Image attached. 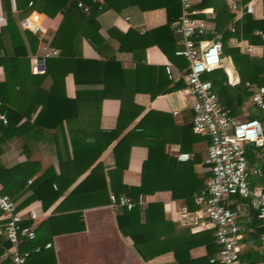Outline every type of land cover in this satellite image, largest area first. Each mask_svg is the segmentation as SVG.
I'll list each match as a JSON object with an SVG mask.
<instances>
[{"label": "crops", "instance_id": "crops-1", "mask_svg": "<svg viewBox=\"0 0 264 264\" xmlns=\"http://www.w3.org/2000/svg\"><path fill=\"white\" fill-rule=\"evenodd\" d=\"M97 1L105 6L97 16L100 46L96 49L85 37H77L75 50L79 55L87 59L115 60L127 71L135 70L141 63L161 66L166 75L165 66L169 64L173 78L167 75L170 79L169 86L155 97L151 98L149 93L139 90L133 94L132 99L125 100L128 114H135L133 118L127 116L121 121V127L114 139L97 158L96 162L102 165L101 172L88 181H82L96 163L94 162L69 183L67 179L53 184L54 190L58 187L61 190L53 199H49L51 194L44 196L42 192L35 197H30L31 191L26 189L18 192L45 169L51 167L56 174L60 173L59 159L70 155L69 137L89 142L99 137L101 131L116 128L120 100L104 98L98 103L95 98L81 99L77 104L76 114L62 119V129L52 128L37 135L22 132L5 139L0 163L10 167L21 162L26 163V160L33 161L35 164L29 166V169L36 168L37 172L27 182L16 175L5 187L0 184V192L5 190V194L10 198L15 193L14 201L22 213L21 222L30 221L31 225L36 227L48 220L38 238L42 249L35 259L31 256V264L36 261L44 264H221L217 260L219 247L214 239L213 227L205 217L204 205L195 201L199 192L204 190L210 175L205 164L209 136L194 133L191 128L192 98L184 93L186 84L181 75L188 69V61L175 54L177 34L173 21L168 22L166 10V6H169L173 11L177 1ZM248 2L252 7L248 13L255 19H261L264 15V0L239 2L237 6L242 9V13L238 19L247 12L245 8ZM200 3L203 6H200ZM225 4L233 14L231 20L224 21L225 26L230 28L236 20L228 0H193L194 16L207 23V32L201 37L202 40L220 39L221 33L214 30L213 18L215 9L222 10ZM6 12L13 14L20 27L15 4L13 6L12 0H0V17L5 20L0 23V31L6 24ZM27 15L44 26L50 39L62 19L61 13L50 17L36 10ZM20 29L22 30L21 27ZM233 38L230 40L231 44H234ZM120 44H123V49L119 48ZM260 44H253L252 51L246 54L262 57ZM224 56L234 67L231 57ZM40 67L42 71L34 72L30 65V72H44L45 62ZM235 72L238 82L236 69ZM4 79V68L0 65V84ZM127 81L130 82L129 77L123 78L122 86H127ZM176 82L179 84L177 87L168 89ZM49 83L48 76L40 87L46 89ZM120 83L121 81L116 84L118 91L121 89L118 88ZM82 87H85L84 84L76 85L72 72L68 71L64 75L63 91L66 97H74L76 89ZM87 87L99 89L102 84L92 83ZM250 103L251 100L243 104L241 115L237 118H247ZM96 105L99 110L97 114L93 111ZM25 119L22 117L18 124ZM128 131L133 132L127 136L130 147H122L117 152L119 165L116 167L114 146ZM51 133L61 145L57 149L53 144L46 143L43 136H50ZM26 138L29 140L27 146ZM64 143L68 145L67 148ZM180 153H188L189 157L179 159ZM246 155L249 167H258L261 170L260 174L249 175L250 186L264 184V145H247ZM145 162L148 169L144 170ZM124 187L137 189L140 221H143V209L148 204H161L159 217L164 220L162 226L165 236L175 234L183 242L181 252L177 256L171 248L145 259L136 251L130 236L122 232L118 225L117 217L122 213L124 206H114L109 199L110 192L122 194ZM234 203L240 204L237 216V223L241 227L240 259L244 264H264V226L258 217L255 200L234 195L229 205L233 206ZM30 211L35 212L36 218L29 216ZM0 236L5 238L1 212ZM47 243L50 245L46 246ZM189 243L192 245L186 253L184 246ZM5 252L6 250L0 254V264L10 263V257Z\"/></svg>", "mask_w": 264, "mask_h": 264}, {"label": "trees", "instance_id": "trees-1", "mask_svg": "<svg viewBox=\"0 0 264 264\" xmlns=\"http://www.w3.org/2000/svg\"><path fill=\"white\" fill-rule=\"evenodd\" d=\"M29 1H31L30 4ZM79 1L88 6L89 11L87 13L77 5ZM176 1L177 5L172 8L173 11L169 6H166L168 22L174 21L180 14V3L179 0ZM14 2L18 11V20L20 19L19 22L33 10L50 17L56 13H61L62 19L50 39V46L58 50L57 55L45 59L44 72L33 74L30 72L29 67L31 65V55L37 49L38 39L29 31L21 30L13 14L6 12V24L0 31V65L3 66L5 73V79L0 84V112L6 115L7 122L6 124L0 122V154L3 142L12 135L22 132L37 135L43 134L45 130L52 128L62 129L60 128L62 119L64 120L76 114V107L81 99L95 98L98 103L104 98H117L120 100L117 129L101 131L99 137L89 142L84 139L69 137L70 155L67 154L66 157L59 159V174H56L53 168L50 167L31 179L37 169H29V166H32L35 162H27L26 160V163L21 162L10 167H5L0 163V184L2 186L5 187L10 179L19 175L25 182L28 179H31V181L18 193L26 189L31 191L30 197L39 196L37 194L42 192L44 196L51 194L49 199H53L61 193V190L59 187L54 190L52 185L59 184L67 179L69 183L85 167H89L96 162L100 153L114 139L121 127V121L127 116L128 118L134 117L135 112L131 116L126 111L125 100L132 99L133 94L139 90L149 93L151 98L155 97L167 89L170 79L161 66L141 63L136 66L135 70L127 71L115 60L87 59L79 55L80 53L75 50V39L77 37H85L96 49L100 46L97 16L105 9V6L97 0H14ZM200 6H203V4L200 3ZM215 12L213 18L214 30L221 33L222 55L231 57L239 75V81L234 85L228 84L222 68L215 69L213 72L204 75V77L212 79L213 89L218 96L219 103L224 109L228 110L232 117L237 118L241 115L243 104L251 100L250 97L253 91L258 86H264V54L259 58L250 56L242 51L239 46L231 44L230 40L232 37H237L252 44H260L262 40L254 31L256 29L264 31V15L261 19H255L250 13L245 12L240 19L235 21V28L232 32L230 28L225 26L224 22L231 20L233 17L227 5L225 4L222 10L215 9ZM119 48L123 49V44H120ZM68 71L73 73L76 85L81 83L85 86L77 88L75 96L72 98L66 97L63 91V77ZM48 76L50 83L46 89H43L40 84ZM126 77H129L131 83L127 81V86H122L123 78ZM119 81L121 83L118 88L121 87V89L118 91L116 84ZM245 82H249L251 87L246 86ZM92 83H101L102 87L99 89L88 88L87 85ZM178 85L176 82L168 89H173ZM93 111L96 114L99 112L97 105L93 108ZM248 112V118H257L260 121L264 135V109L258 108L251 102L248 105ZM33 115H35L34 118ZM22 117L26 118L25 121L18 124ZM48 133L50 132L48 131ZM130 133L133 132L128 131L114 146L116 167L119 165V154L117 152L122 147L126 146V149L130 147V143L127 141V136ZM43 136L46 143L53 144L56 149L61 146L52 133L50 136L46 134ZM28 144L29 140L26 138V146ZM64 145L66 144L64 143ZM147 166V162H145L143 169H148ZM101 168V163L96 162L82 181L85 182V180L88 181L91 177L97 176L101 172ZM123 189L125 195L131 196L129 198L133 202V206L129 209L124 206L122 213L117 217V221L121 231L132 239L136 251L145 259L171 248L177 256L181 252L183 242L175 234L170 237L165 236V229L162 226L164 220L159 217L161 204H148L143 209V221H140L137 189L132 187H124ZM1 193L5 194V190H2ZM113 194L116 197L121 195ZM15 198L14 193L11 195V200L17 209ZM42 201L45 203L43 198ZM134 220L136 222H133ZM47 221L41 222L36 227H33L30 221L21 222L22 226H32L35 231L33 239H23L19 244L21 251L27 250L29 252L27 264H31V256H34L35 259V256L37 257L40 254L42 246L39 244L38 238ZM9 245L10 243L0 236V254ZM191 245L192 243H189L184 246L186 253ZM35 264L44 263L39 261L37 263L36 261Z\"/></svg>", "mask_w": 264, "mask_h": 264}, {"label": "built area", "instance_id": "built-area-1", "mask_svg": "<svg viewBox=\"0 0 264 264\" xmlns=\"http://www.w3.org/2000/svg\"><path fill=\"white\" fill-rule=\"evenodd\" d=\"M179 1L180 15L173 21L177 34L175 54L188 61V69L181 75L186 84L184 93L192 98L191 128L194 133L209 136L205 164L210 175L206 180L204 190L195 197V201L204 205L205 217L213 227L215 242L219 247L217 260L221 264H244L240 259L241 227L237 223L240 204L234 203L233 206L229 204L234 195L255 200L258 217L264 226V184L250 186L248 181L251 173L260 174L261 170L258 167L250 168L246 155L247 145L255 147L264 145L263 129L257 118H234L219 103L218 96L213 89L212 79L204 77V75L222 68L227 82L233 85L237 83V80L233 81L230 78L231 62L222 55L220 39H201L207 32V23L194 16L193 0ZM241 1L243 0H228L229 7L234 13V20H237L242 13V9L237 6ZM30 3L31 1H29ZM12 4L14 6V0H12ZM77 5L84 12L89 11L88 6L80 1ZM245 10L247 12L252 10L250 2L246 4ZM4 21V18L0 17V23ZM20 27L38 39L36 52L31 55V68L34 72H40L42 71L40 65L46 58L57 55L58 50L50 46V38H48L44 26L34 21L30 15L21 19ZM234 28V24H231L230 30L234 31ZM254 33L262 40L260 46L264 54V31L256 29ZM233 43L244 52H251L254 47L252 43L237 37L233 38ZM165 71L169 78H173L169 64H166ZM245 84L251 87L249 82H245ZM250 99L258 108L264 109V86H258L251 94ZM0 122L2 124L7 122L3 112H0ZM178 157L187 159L189 154L180 153ZM109 199L114 206L127 208L133 206V202L125 194L116 197L110 193ZM0 212L4 219L5 239L10 243L5 252L10 257L9 264H27L29 252L21 251L19 244L23 239L35 237L33 227L21 225V211L16 209L8 195L1 192ZM29 216L36 218L33 211L29 212ZM49 245V243L46 244V246Z\"/></svg>", "mask_w": 264, "mask_h": 264}, {"label": "water", "instance_id": "water-1", "mask_svg": "<svg viewBox=\"0 0 264 264\" xmlns=\"http://www.w3.org/2000/svg\"><path fill=\"white\" fill-rule=\"evenodd\" d=\"M229 73H230V78L231 80H237V75H236V72H235V69L234 67H231L230 70H229Z\"/></svg>", "mask_w": 264, "mask_h": 264}]
</instances>
